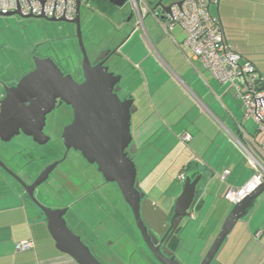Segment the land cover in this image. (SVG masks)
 Instances as JSON below:
<instances>
[{"label": "crops", "instance_id": "obj_1", "mask_svg": "<svg viewBox=\"0 0 264 264\" xmlns=\"http://www.w3.org/2000/svg\"><path fill=\"white\" fill-rule=\"evenodd\" d=\"M209 11L219 19L224 39L255 65L264 86V0H217L210 2ZM160 27L155 30L150 25L142 42L122 56L117 49L115 56L124 59L134 73L126 74L129 89L123 93L132 96L140 114L132 142L137 154L152 141L172 143L174 148L183 144L184 151L176 163L178 174L193 168L202 173L196 186L201 204L196 209L209 216L205 210L217 203L224 207L219 200H225L223 193L228 187L244 185L254 173L249 153L257 156L258 136L246 129L248 121L242 120V106L234 97V89L219 83L201 61L181 51L184 30L177 25L167 34ZM116 46L104 45L102 49ZM4 69L0 59V99L4 86L15 81ZM183 133L191 135L188 142L181 141L179 136ZM225 169L229 172L221 179ZM209 203L213 205L207 208ZM251 208V215L239 219L228 238L233 232H237L235 239L240 234L242 239L246 237L248 242L241 254L250 253L253 264H264V192ZM230 209L219 212V224ZM45 223L44 217L28 203L18 182L0 167V264H78L56 249ZM24 240H31L33 247L16 250V243Z\"/></svg>", "mask_w": 264, "mask_h": 264}, {"label": "water", "instance_id": "obj_2", "mask_svg": "<svg viewBox=\"0 0 264 264\" xmlns=\"http://www.w3.org/2000/svg\"><path fill=\"white\" fill-rule=\"evenodd\" d=\"M75 1L76 15L73 20L68 21L64 18L49 20L71 22L76 26L83 81L77 82L71 73H64L49 57H33V68L15 84L4 86L5 93L0 99V141L8 143L23 134L31 137L37 144H45L48 139L43 133L46 115L54 108L57 100L69 105L73 110V120L63 129L61 138L64 147L80 152L89 163L97 165L106 180L118 184L126 202L132 207L140 230L143 231V227L140 226V205L135 197L138 193L134 187L136 166L125 152L126 150H129L130 154L135 152L130 120L137 108L130 94L125 95L123 99L119 97L122 75L109 70V66L105 64L111 54H117L119 46L103 49L93 62L89 60L81 38V0ZM107 1L121 7L126 0ZM157 5L167 14L169 13L170 5L164 6L162 0ZM5 15H19L24 18L41 17L22 15L19 11H12ZM0 167L13 177L29 198L37 204L44 215L47 230L57 250L69 255L78 264H102L84 244L81 237L67 225L64 217L67 209H52L44 206L33 195V190L46 180L54 164L45 168L32 184L21 180L1 159ZM124 169L128 177L126 180L123 178ZM201 177L202 173L196 169H191L185 174L182 191L173 205L176 226L188 216V209L195 198L196 186ZM263 192L264 182L232 205L200 264H219L213 262L217 251L237 221L247 214L255 199ZM168 260L170 261L163 263L180 264L174 258Z\"/></svg>", "mask_w": 264, "mask_h": 264}, {"label": "rangeland", "instance_id": "obj_3", "mask_svg": "<svg viewBox=\"0 0 264 264\" xmlns=\"http://www.w3.org/2000/svg\"><path fill=\"white\" fill-rule=\"evenodd\" d=\"M176 1L179 0H162V4L168 6ZM161 15H163L162 12ZM128 18L130 19L128 20ZM150 25L154 26L155 30H161L160 23L152 14L146 15L143 19V26H139L136 13H134L129 0L121 7H117L107 0H81V38L90 61L104 49H102L104 45L116 44L119 46L118 51H120V54L134 49V46L143 41L144 34L148 33L147 29ZM0 47L3 50L0 51V59L4 61V66H6L4 73L14 76L15 81H12L13 84L33 68V57L35 56L49 57L64 73H71L76 79L80 78L81 51L77 40L76 26L71 22L51 21L42 17L24 18L19 15H0ZM123 60L113 56L108 62L110 69L123 75L120 82L121 93L128 91L125 76L132 72ZM131 74L134 75L133 72ZM138 115L140 114L136 111L133 116L131 115V134L136 130ZM52 117L53 114L50 115L49 120ZM247 121L246 129L251 133H255V123L251 122L252 119ZM59 129L60 125H57V133ZM259 138L260 135L257 139L259 140ZM18 139L12 140L9 145H13ZM49 146V149L53 150L54 156L63 152V145L59 139H53ZM174 147L175 145H172V143L160 144V142L152 141L145 144L135 157V165L139 170L141 184L144 183L146 190L152 189L151 196L166 209L173 206L183 186V182L177 180L176 163L180 161L179 154L183 153L185 147L183 144ZM136 148L135 145L137 151ZM71 162L76 168L82 167L80 155L73 150L67 156L66 165H70ZM219 201L222 202L224 207L217 203L213 208L210 207V209L205 210L209 213V216L201 215L199 209H196V219L187 216L181 221L179 242L174 249L180 264H200L207 253L223 223L222 221L219 224L216 220L221 214L219 212L222 211L223 213L227 207L232 208V205L225 200ZM211 205L213 204L209 203L207 208ZM35 210L39 213L38 209ZM81 210L78 206L71 208L66 215L67 225L73 232L81 236L84 244L89 247L92 254L102 264H121L118 258L123 259L122 264H152L150 261L145 262L138 255L139 250L130 256L132 250L130 245L121 247L122 243L117 244L111 239L100 242L93 237L89 232L91 231L89 227L83 224L84 221L81 218L84 215ZM251 213L252 208L240 221L247 219ZM236 229L234 231H237ZM234 233L237 232H233L230 238H228L230 233L227 235L213 262L219 264H253L250 253L244 252L241 254V248L246 241L248 242L247 238L243 237L242 239L240 234L235 239ZM105 238L103 237V239ZM240 241L241 243L238 244ZM235 248L237 249L235 250Z\"/></svg>", "mask_w": 264, "mask_h": 264}, {"label": "flooded vegetation", "instance_id": "obj_4", "mask_svg": "<svg viewBox=\"0 0 264 264\" xmlns=\"http://www.w3.org/2000/svg\"><path fill=\"white\" fill-rule=\"evenodd\" d=\"M116 55L111 54L105 62L109 70L115 73L117 71L110 69L108 62ZM73 78L77 82H82V72L80 78L76 79L74 76ZM121 90L122 88L118 95L123 99L125 95ZM51 114L53 117L49 120ZM72 120V108L57 100L54 108L45 118L43 133L48 138L46 143L37 144L31 137L20 134L13 138V140L19 138L13 145H9L12 140L8 143L0 141V159L27 184H32L45 168L54 164L46 180L33 190L35 199L52 209L66 208L65 219L72 207H80L84 215L81 218L85 222L83 224L89 227L90 234L100 242L111 239L117 244L122 243L121 247L130 245L132 246L130 256L139 250L138 255L145 262L150 261L152 264H164L163 262L170 261L168 260L170 258L177 260L174 249L179 240L181 227L180 224L176 226L173 206L166 209L151 196L152 189L146 190L144 183L141 184L137 167L134 187L138 192L135 197L140 205V226L143 227V231L140 230L132 207L126 202L118 184L106 180L95 163H89L80 152L76 151L82 159V167L76 168L72 162L66 165L69 152L75 150L64 147L61 135L64 127ZM57 125H60L58 133ZM53 139L62 142L63 152L60 155L54 156L53 150L49 149ZM125 152L135 163L137 151L131 154L129 150ZM123 178L128 179L126 169L123 171ZM24 194L30 206L38 209L44 217L34 200L29 198L27 193ZM118 259L122 264L123 259Z\"/></svg>", "mask_w": 264, "mask_h": 264}, {"label": "built area", "instance_id": "obj_5", "mask_svg": "<svg viewBox=\"0 0 264 264\" xmlns=\"http://www.w3.org/2000/svg\"><path fill=\"white\" fill-rule=\"evenodd\" d=\"M127 1V0H126ZM143 26L146 15L152 14L168 34L175 26L185 32L181 51L187 56L201 61L212 77L222 85L234 89V97L241 103L242 120L252 119L256 134L260 135L256 146L257 156L250 154L254 173L240 187H228L223 198L231 205L236 204L264 182V86L255 65L244 58L234 44L224 39L219 19L209 11L210 2L217 0H179L170 4L169 13L157 5L160 0H129ZM19 11L22 15L41 16L46 19L64 18L71 21L76 15L75 0H0V14ZM163 15L160 16V13ZM242 129V124L239 123ZM246 136L249 135L245 134ZM181 141L191 139L189 133L180 136ZM228 170L220 176L224 179ZM185 173L178 174L177 180L184 182ZM198 198L193 200L188 216L195 218ZM33 247L31 240L16 243V250L23 251Z\"/></svg>", "mask_w": 264, "mask_h": 264}, {"label": "trees", "instance_id": "obj_6", "mask_svg": "<svg viewBox=\"0 0 264 264\" xmlns=\"http://www.w3.org/2000/svg\"><path fill=\"white\" fill-rule=\"evenodd\" d=\"M195 169V168H193ZM184 172V171H183ZM199 172V171H198ZM185 173V172H184ZM198 195H197V192H196V195H195V199H197ZM201 204V199L198 200V203H197V208L200 206ZM179 240L177 241V244H178ZM177 246V245H176Z\"/></svg>", "mask_w": 264, "mask_h": 264}]
</instances>
